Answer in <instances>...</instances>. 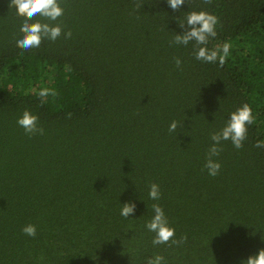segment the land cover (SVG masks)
I'll list each match as a JSON object with an SVG mask.
<instances>
[{"label": "trees", "instance_id": "1", "mask_svg": "<svg viewBox=\"0 0 264 264\" xmlns=\"http://www.w3.org/2000/svg\"><path fill=\"white\" fill-rule=\"evenodd\" d=\"M9 3L0 0V264H146L157 254L242 264L264 248V148L254 146L264 141V0H185L175 11L167 0H60L57 21L35 19L61 24V36L28 50L16 45L24 18ZM201 10L219 18L207 47L231 45L222 66L197 60L194 41L171 43ZM45 87L58 95L41 104ZM244 103L255 122L242 148L221 141L211 176V133ZM25 109L43 135L17 124ZM153 204L185 243L152 244Z\"/></svg>", "mask_w": 264, "mask_h": 264}, {"label": "clouds", "instance_id": "2", "mask_svg": "<svg viewBox=\"0 0 264 264\" xmlns=\"http://www.w3.org/2000/svg\"><path fill=\"white\" fill-rule=\"evenodd\" d=\"M171 9L179 10L185 0H167ZM205 4H211L212 0H203ZM9 9H15L16 14L23 17V23L20 27L22 37L16 41V45L21 49L38 48L44 39L56 41L62 34V26L59 23L52 24L42 22L36 17H42L46 21H57L64 14V8L60 4V0H10ZM141 4H135V9L139 10ZM34 21V22H33ZM186 22H179V27L183 29V34H176L171 43L187 46L190 42H195L194 54L197 60L207 63H216L222 66L225 59L229 55L231 45L224 43L222 46L210 50L207 47L209 38L217 36L216 25L219 23V18L207 11H190L185 17ZM65 38H71V30L64 33ZM176 66H181V60L175 58ZM41 98V104L46 102L49 96L55 97L58 95L55 89L42 88L38 93ZM71 114H69L70 116ZM255 122L253 111L248 103H244L230 114L226 125L219 131L211 133L213 144L208 150L207 160L204 165L208 169V174L216 176L221 165L213 160V157L219 156L222 148L219 146L222 140H230L236 149L243 147V142L247 138L248 125ZM17 124L22 127L26 134L36 135L44 134V129L38 125V116L34 115L28 109L23 111L22 116L17 120ZM179 122L173 121L169 127V132H174L178 127ZM257 148H264V141H257L254 145ZM149 197L153 200L160 198V189L158 184H151ZM154 216L146 223V228L155 233L152 244H169L182 245L186 242L187 236L182 235L180 239H173L175 229L169 225V221L164 213L163 208L159 204L152 205ZM136 204L129 201L123 204L121 216L129 218L134 214ZM22 231L28 236L36 235V226L28 224L23 227ZM146 264H165V257L155 255L154 257L146 258ZM242 264H264V248L260 249L257 254L249 256Z\"/></svg>", "mask_w": 264, "mask_h": 264}]
</instances>
